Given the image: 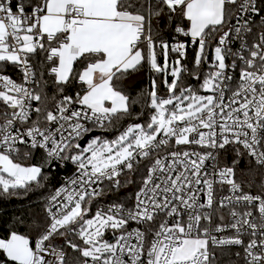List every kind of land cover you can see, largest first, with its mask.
Segmentation results:
<instances>
[{
	"label": "snow or ice",
	"instance_id": "1",
	"mask_svg": "<svg viewBox=\"0 0 264 264\" xmlns=\"http://www.w3.org/2000/svg\"><path fill=\"white\" fill-rule=\"evenodd\" d=\"M161 17L190 43L154 33ZM66 164L27 234L18 217L0 237L5 264H264V0H0V198ZM135 175L130 203L94 210Z\"/></svg>",
	"mask_w": 264,
	"mask_h": 264
},
{
	"label": "trees",
	"instance_id": "2",
	"mask_svg": "<svg viewBox=\"0 0 264 264\" xmlns=\"http://www.w3.org/2000/svg\"><path fill=\"white\" fill-rule=\"evenodd\" d=\"M153 32L158 33L163 37L164 40L171 42L178 37L183 38L182 36H177L174 32V26L178 21L172 20L169 21L166 17H161L159 19L153 20ZM186 41L190 43V38L184 37ZM183 38V39H184ZM196 48L194 46H189L187 49V59L182 61V63L186 64L189 69L192 68L194 58H195ZM211 51L208 52V59L210 60ZM170 58L175 59L176 54H172L170 52ZM160 62L163 60L162 57L159 58ZM206 65H202V71L206 70ZM8 75L13 77H17L18 71L9 66L7 69ZM150 75L146 70H141L140 72L133 73L128 80L125 82L123 87L133 96H138L140 93L145 92L149 88L150 84ZM171 77H169V81ZM184 82L186 84L197 85L198 81L192 80L190 77H185ZM79 90L78 88H70L68 90V94H74L75 91ZM141 106H135V111H140ZM143 119V117L141 118ZM130 121H125L124 123H128ZM119 127V125H118ZM101 132V136H105L107 138H114L117 135L116 130H110L107 132H103L101 130H96ZM41 154L38 152L34 155L31 160V163L40 156ZM228 161H231V155L228 156ZM72 166L70 164L63 165V167H54L49 171V181L47 187L44 189H40L34 192H31L27 196L21 197H3L0 198V237H4L8 235L9 229L12 227V222L16 218H22L25 221L24 225L18 226V228H14L13 230H19L20 232L27 234L28 228L26 225H30L34 218H38L43 215V204L44 197H46L49 193H51L55 188L59 187L63 182L64 174H68L72 171ZM242 171H247V163L244 162L242 164ZM132 179L134 183L126 184L125 180ZM139 175L135 176H126L121 179V185L117 187H113L111 182H106L105 193L98 199L96 204H94V210L99 206V203L104 200L113 201V202H131V198L134 195V192L137 190L139 185ZM6 261V257L2 252H0V264H4Z\"/></svg>",
	"mask_w": 264,
	"mask_h": 264
},
{
	"label": "built area",
	"instance_id": "3",
	"mask_svg": "<svg viewBox=\"0 0 264 264\" xmlns=\"http://www.w3.org/2000/svg\"><path fill=\"white\" fill-rule=\"evenodd\" d=\"M183 37V36H182ZM184 38V37H183ZM183 38H181V37H178V38H175L171 43H173L175 40H181V41H186L185 40V38L183 39ZM233 47H236L237 45H232ZM212 59V54H211V56H210V60ZM12 78L13 79H15V80H17L18 82H19V80H20V78H21V74L18 72V74H17V77H13L12 76ZM229 162V161H228ZM71 166H72V171L71 172H69L68 174H64V176H63V181L62 182H64L68 177H71L72 175H73V173H74V171H75V166L74 165H72V164H70ZM60 167H63V166H60ZM106 182H108V181H105V183L101 186L102 188H103V194L105 193V184H106ZM247 190V189H246ZM252 191L255 193V191H256V189H252ZM226 194H228V192H227V186H225L224 187V190L222 191V192H220L219 193V195H226ZM123 202V201H122ZM125 202V201H124ZM112 203H117V202H113V201H106V200H104L103 202H101V203H99V206L98 207H105V206H107L108 204H112ZM119 203V202H118ZM239 249H237V248H232L231 249V251L232 252H235V251H238ZM223 251H225V252H228V249H224ZM228 259H229V257L228 256H224L223 258H222V260H221V264H228ZM232 259L234 260L235 259V257H232ZM4 264H5V262H4Z\"/></svg>",
	"mask_w": 264,
	"mask_h": 264
},
{
	"label": "rangeland",
	"instance_id": "4",
	"mask_svg": "<svg viewBox=\"0 0 264 264\" xmlns=\"http://www.w3.org/2000/svg\"><path fill=\"white\" fill-rule=\"evenodd\" d=\"M169 58H170V53H169ZM172 59L170 58V61H171ZM161 63H163V60L161 61ZM109 139H111V138H109ZM39 160H40V156L34 161V163H37V162H39Z\"/></svg>",
	"mask_w": 264,
	"mask_h": 264
},
{
	"label": "water",
	"instance_id": "5",
	"mask_svg": "<svg viewBox=\"0 0 264 264\" xmlns=\"http://www.w3.org/2000/svg\"><path fill=\"white\" fill-rule=\"evenodd\" d=\"M101 134V132H98V131H95L94 133H93V135H100ZM91 137H87L86 138V140H88V139H90ZM83 143V142H82Z\"/></svg>",
	"mask_w": 264,
	"mask_h": 264
}]
</instances>
